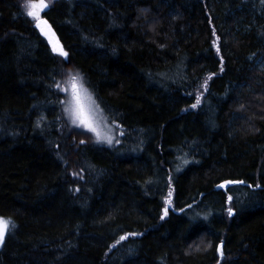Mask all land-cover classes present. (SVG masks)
Instances as JSON below:
<instances>
[{"label":"trees","instance_id":"trees-1","mask_svg":"<svg viewBox=\"0 0 264 264\" xmlns=\"http://www.w3.org/2000/svg\"><path fill=\"white\" fill-rule=\"evenodd\" d=\"M46 2L66 55L0 0V264H264V0Z\"/></svg>","mask_w":264,"mask_h":264},{"label":"snow or ice","instance_id":"snow-or-ice-1","mask_svg":"<svg viewBox=\"0 0 264 264\" xmlns=\"http://www.w3.org/2000/svg\"><path fill=\"white\" fill-rule=\"evenodd\" d=\"M48 7V4L46 0H25V8L27 10V15L36 21V27L40 28L42 32H44V28L42 25H46L47 22L42 20L41 13L44 9ZM50 31V29H49ZM47 35L48 33H44ZM54 36V34H53ZM50 42H52L50 40ZM53 50L59 51V54L66 55V53L63 52L62 48H58V41L53 43ZM72 99L69 102L70 107L66 109V111H69L72 116V122L74 124H78V126H83L87 128L89 131H92L96 134L97 139H101V134L99 131H97L96 127L93 126V112L91 109L90 104H86L85 101H90V97H88L82 88H80L76 83V77L72 78ZM199 103V101H197ZM109 143H111V140H108ZM223 187V185H221ZM171 193H169V196ZM166 204L170 203L169 201L165 202ZM167 213V209H165V214ZM229 214L231 215V211H229ZM10 221L5 220L3 218H0V242L3 241V238L6 234V232L9 230L10 227Z\"/></svg>","mask_w":264,"mask_h":264},{"label":"rangeland","instance_id":"rangeland-1","mask_svg":"<svg viewBox=\"0 0 264 264\" xmlns=\"http://www.w3.org/2000/svg\"><path fill=\"white\" fill-rule=\"evenodd\" d=\"M46 33H47V27H46ZM46 36V35H45ZM48 39V42L51 46L52 51L53 50V43L57 42V40L55 39V37L52 35V33L50 32L48 36H46ZM50 40L52 42H50ZM58 48H61L60 45L58 44ZM56 53L59 54V51H54ZM74 76H72L68 82V86H67V94H68V104L66 106V109H68L70 107L69 102L72 99V88H71V84H72V78ZM76 83L77 85L83 89L84 93L90 97V101H85L86 104H90L91 105V109L93 112V126L96 127L97 131L100 132L101 134V139H97V136L94 132L89 131L87 128L83 127V126H78V124H74L77 127H80L88 132H90L93 136H95V138L97 139V141H99L100 143H105L108 144V140H111V143L114 142L115 137H119L120 136V131L119 128L116 126V124H112L110 120H107V117L104 115V113L102 112V110L100 109V107L97 105L95 99H93L91 92L82 85V83H80L77 79H76ZM68 116L71 118L72 120V116L70 114L69 111H66ZM110 145V144H108Z\"/></svg>","mask_w":264,"mask_h":264},{"label":"water","instance_id":"water-1","mask_svg":"<svg viewBox=\"0 0 264 264\" xmlns=\"http://www.w3.org/2000/svg\"><path fill=\"white\" fill-rule=\"evenodd\" d=\"M42 20H44V19H42ZM45 21V20H44ZM42 27L44 28V33L46 32V25H42ZM0 244H1V242H0Z\"/></svg>","mask_w":264,"mask_h":264}]
</instances>
